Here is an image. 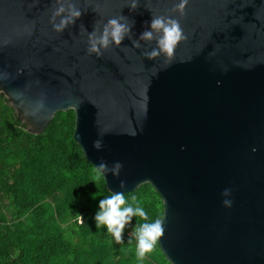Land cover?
I'll return each mask as SVG.
<instances>
[{
  "label": "water",
  "instance_id": "obj_1",
  "mask_svg": "<svg viewBox=\"0 0 264 264\" xmlns=\"http://www.w3.org/2000/svg\"><path fill=\"white\" fill-rule=\"evenodd\" d=\"M69 2L82 14L58 33ZM130 2L0 0V95L15 125L38 135L73 110L86 160L123 165L102 175L108 192L148 183L159 195L170 264H264V0H189L183 17L179 0ZM120 15L131 38L89 53L88 33ZM153 16L187 36L172 58L145 57L155 40L133 45Z\"/></svg>",
  "mask_w": 264,
  "mask_h": 264
},
{
  "label": "trees",
  "instance_id": "obj_2",
  "mask_svg": "<svg viewBox=\"0 0 264 264\" xmlns=\"http://www.w3.org/2000/svg\"><path fill=\"white\" fill-rule=\"evenodd\" d=\"M74 120L73 110L59 111L42 133L30 134L0 95V264H170L158 243L138 259L139 217L126 226L123 244L96 227L99 202L111 193L73 140ZM125 195L147 222L162 217L150 184Z\"/></svg>",
  "mask_w": 264,
  "mask_h": 264
},
{
  "label": "clouds",
  "instance_id": "obj_3",
  "mask_svg": "<svg viewBox=\"0 0 264 264\" xmlns=\"http://www.w3.org/2000/svg\"><path fill=\"white\" fill-rule=\"evenodd\" d=\"M189 0H179V3L173 8L174 12H178L181 17L185 14V9ZM139 6V0H131L130 9L136 10ZM67 13V15H64ZM81 11L74 3H67V6L61 3L60 7L55 12V16H63L60 22L53 23V28L56 32H63L69 25L75 23L81 16ZM133 25H129L127 18L118 16L108 20L104 25L102 32H98L95 28L93 32L88 33L89 53L96 54L97 57L102 55V49H108L111 46L119 47L126 37L131 38V29ZM187 39L180 21L171 16H153L151 20L150 30H145L141 33L138 40L133 41L136 48L141 47L140 41L152 42L155 40L156 47L151 51L144 53L149 60H154L161 55L172 58L176 46ZM170 64V59H169ZM156 69L153 74H156ZM93 148L97 151L104 147L102 138L93 142ZM123 165L120 162H115L111 165L104 160H101L98 166H95L97 175L106 177L111 174L114 178H119ZM120 188L124 189L126 184L123 180L120 182ZM231 194L230 189H225L222 195L226 197L223 205L226 208L232 206V201L227 199ZM134 200V198H133ZM99 211L95 215L96 227H106L107 232L111 234L117 244H123V233L127 225L132 221L133 217H139L145 221L138 224L133 229V235L136 237V252L137 257L143 260L146 254L152 252L156 244L162 239L165 234L164 222L161 219H156L154 222L149 220L148 213L143 207L127 204L126 195L123 191L111 192L110 196L101 199L99 202ZM81 224L84 223V218L76 215ZM130 242V241H129Z\"/></svg>",
  "mask_w": 264,
  "mask_h": 264
}]
</instances>
